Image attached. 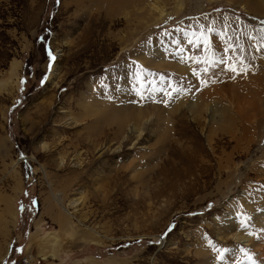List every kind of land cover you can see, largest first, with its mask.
Instances as JSON below:
<instances>
[{"label": "rangeland", "instance_id": "1", "mask_svg": "<svg viewBox=\"0 0 264 264\" xmlns=\"http://www.w3.org/2000/svg\"><path fill=\"white\" fill-rule=\"evenodd\" d=\"M95 6L0 0V212L18 214L0 264H264V0ZM131 108L153 116L119 136ZM58 192L99 235L60 230Z\"/></svg>", "mask_w": 264, "mask_h": 264}, {"label": "bare ground", "instance_id": "2", "mask_svg": "<svg viewBox=\"0 0 264 264\" xmlns=\"http://www.w3.org/2000/svg\"><path fill=\"white\" fill-rule=\"evenodd\" d=\"M92 1H93V4L96 5L95 7L102 8L104 6V0H92ZM108 3H109V1H108ZM108 7H109V4H108ZM155 10H157L156 7H155ZM55 72H56V74L54 76L57 75V70ZM179 72H181V69H180ZM3 88L6 91H9L11 93V91L13 89H16V85H14V82L10 80V81H8L7 83H5L3 85ZM200 104L201 103H198V104H196L194 106L191 105V108H190L191 112L194 113V109H197ZM124 110H126V111L122 113V117L121 118L119 117L118 121L116 119V121L118 122L117 126H118V129H119L118 130L119 133L117 135L123 136V137H125V135H126V131H125L126 129H124V127L127 126L128 123H130V127L133 128L134 124H136L135 126L140 125L139 123H140V121L142 119H145L146 117L148 118V117H152L153 116V113L149 112L150 110L149 111L148 110L147 111H144V110L138 111V110H134L132 108H131V110L130 109H124ZM127 112H130V113H127ZM119 115H121V114H119ZM64 119H65V121H72L70 124H68L70 126H77L78 127L80 125L79 122H77V120L75 121L74 119H72L70 117V114H68V113L64 114ZM128 128H129V125H128ZM96 132L97 131L95 130L92 133L88 134L87 136H89V137H87L86 139H87V141H89V143L91 144V146L93 148V150H92L93 153L92 154L93 155L97 154V155H99V157H101L102 155H106L109 151H111L112 148L114 147V145H111V143L109 144V142L99 143L100 137L103 135V130H99L98 133H96ZM138 134H139V136L136 138L137 140H139V138L141 137V132H139V133L137 132V135ZM91 135H94V136L90 137ZM113 135H115V134H113ZM115 139H117V137ZM42 147H43L42 149H44V150L51 151L50 150V146L48 144H46V143L43 144ZM121 147H122V143L118 145L116 151L119 150ZM79 156L80 155L75 156V159L78 162V163H76V165H80L81 166V165H83L84 162H83V159L79 158ZM65 160H66L65 156L61 155L60 159H59V164H58L59 168H63L64 167ZM17 164L18 163H13L12 167H11V171H9L11 177H14L13 179H15V181H16V185H15L16 186V190L20 186V182H21V180H20L21 178L18 177V175H19L18 171L14 169L15 165H17ZM45 171L46 170H44V172ZM45 174H46V172H45ZM58 194H60V196H57L56 194L53 195L54 196L53 200H51V199H46L45 200L46 201L45 202L46 208L44 209V213L47 214V215H50L52 217V219L56 223H58L57 226L60 228V230H64L65 232H68L69 230H71V231L74 232L75 231V229H74V220H75L82 227L85 228L84 232L87 233V235H90L91 237H96L97 235H99L98 231H96L94 228L86 227L85 223H87V222H85V221L87 220V215L84 214V216H83V214H82L80 217H78V213H80L79 210L75 211L76 213L70 211V208H69L70 205L74 206L75 209L84 205V202H85L84 196H81L80 198L75 199V200L73 199V202H70V205L67 206L66 202H65V200L63 198V194L64 193L58 192ZM1 202L5 204V207L0 212V234H1L2 239L4 241V247H3V243L0 242V260L4 259L5 255L7 253V250H8L9 246L8 245L5 246V243L7 244V238H8L9 232H10V226H11V224L12 225L14 224V222H15L17 216H18L17 211H16L17 209L14 210L12 208L13 204L11 203V201L9 199L7 200L4 197V198L1 199ZM54 206H56L57 209H54ZM70 236H72V235L70 234ZM60 246H61V239H60L59 235L58 234H48L46 236V238L43 239V245H39V250H40V252H39L40 255L39 256H41L42 258H45L46 255L49 254L50 251H51V253H52L51 257L54 258L55 254L58 251V248ZM5 248H6V253H5L4 256H2L3 255V250Z\"/></svg>", "mask_w": 264, "mask_h": 264}, {"label": "snow or ice", "instance_id": "3", "mask_svg": "<svg viewBox=\"0 0 264 264\" xmlns=\"http://www.w3.org/2000/svg\"><path fill=\"white\" fill-rule=\"evenodd\" d=\"M49 55H51V52H49ZM53 59H54V57H53ZM193 59H195V58L193 57ZM233 70H235V69H233Z\"/></svg>", "mask_w": 264, "mask_h": 264}]
</instances>
